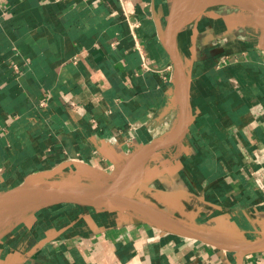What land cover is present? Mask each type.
Listing matches in <instances>:
<instances>
[{
  "label": "crops",
  "instance_id": "obj_1",
  "mask_svg": "<svg viewBox=\"0 0 264 264\" xmlns=\"http://www.w3.org/2000/svg\"><path fill=\"white\" fill-rule=\"evenodd\" d=\"M181 1L0 0V205L24 182L121 187L135 154L170 138ZM258 20L215 0L171 41L185 132L138 164L132 195L197 237L133 206L48 205L0 232V264H264Z\"/></svg>",
  "mask_w": 264,
  "mask_h": 264
},
{
  "label": "water",
  "instance_id": "obj_2",
  "mask_svg": "<svg viewBox=\"0 0 264 264\" xmlns=\"http://www.w3.org/2000/svg\"><path fill=\"white\" fill-rule=\"evenodd\" d=\"M215 0H197L196 4L189 8L185 13L187 17L186 23H190L199 13L204 11ZM225 2L243 7L251 11L259 18L258 25L264 31V6L255 0H224ZM185 23V24H186ZM180 21L175 18L169 25L167 44L169 55L174 66L176 93L180 106V115L176 128L172 132L170 138L160 144L147 147L131 159L129 164L130 178L124 182L121 187H116V183L112 184L105 189L96 190H71L61 186H54L46 183L39 182H24L14 190H12L5 202L0 205V215L4 214L7 209L23 207L21 205L33 204L34 209L56 204H72L79 206H87L92 208L110 209V210H123L129 206H133L138 210L152 216L153 218L161 221L172 228L180 231L185 235L197 237L195 233L181 225L179 222L171 219L170 217L156 211L155 209L143 204L134 199L132 192L134 190V175L138 164L151 154L164 148L176 145L183 137L186 125V103L183 96L184 90V75L179 66V62L171 49V41L176 30L179 28ZM258 247L264 248V243Z\"/></svg>",
  "mask_w": 264,
  "mask_h": 264
},
{
  "label": "bare ground",
  "instance_id": "obj_3",
  "mask_svg": "<svg viewBox=\"0 0 264 264\" xmlns=\"http://www.w3.org/2000/svg\"><path fill=\"white\" fill-rule=\"evenodd\" d=\"M185 0H182L178 6L176 7L175 10V19L179 22V27L184 24L186 22L187 17L184 14V10H185ZM197 1H195L193 3L196 4ZM23 207H19V208H14V209H7V211L5 212L1 222H0V232L8 227H10L12 224L18 222L19 220L22 219L23 215L26 214L28 211L31 210V208L33 207V204H27L25 203L24 205H21Z\"/></svg>",
  "mask_w": 264,
  "mask_h": 264
},
{
  "label": "rangeland",
  "instance_id": "obj_4",
  "mask_svg": "<svg viewBox=\"0 0 264 264\" xmlns=\"http://www.w3.org/2000/svg\"><path fill=\"white\" fill-rule=\"evenodd\" d=\"M109 183L108 182H103V181H99V183L97 182H88V183H85L84 185H80V186H76L77 188H73L72 190H77V189H81V190H96V189H105L106 187H109L108 185ZM34 208H31V211L33 210Z\"/></svg>",
  "mask_w": 264,
  "mask_h": 264
}]
</instances>
